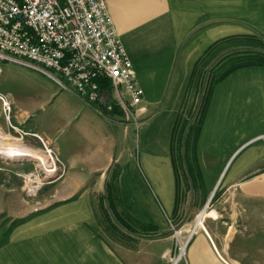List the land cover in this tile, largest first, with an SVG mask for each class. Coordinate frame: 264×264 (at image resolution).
<instances>
[{
    "label": "crops",
    "instance_id": "obj_1",
    "mask_svg": "<svg viewBox=\"0 0 264 264\" xmlns=\"http://www.w3.org/2000/svg\"><path fill=\"white\" fill-rule=\"evenodd\" d=\"M105 3L143 89L144 109L135 120L107 112L102 101L84 99L53 72L22 64L39 89L11 98L14 121L51 149L62 170L53 199L0 218V264H169L158 247L151 254L159 259L149 261L147 245L182 209L196 215L203 209L204 218L174 264H264V169L239 179L253 162H264V137H258L264 133V64L237 66L210 88L189 154L205 189L199 205L189 201L190 185L178 186L177 159L183 168L186 155L170 152L197 63L230 36L264 39V0ZM112 175L116 209L134 226L121 228L124 243L100 231L97 205L107 207L105 181Z\"/></svg>",
    "mask_w": 264,
    "mask_h": 264
},
{
    "label": "built area",
    "instance_id": "obj_2",
    "mask_svg": "<svg viewBox=\"0 0 264 264\" xmlns=\"http://www.w3.org/2000/svg\"><path fill=\"white\" fill-rule=\"evenodd\" d=\"M1 61L51 71L84 99L102 101L107 112L116 108L135 120L144 109L105 0H0ZM0 101L8 114L9 99L0 93ZM178 248L171 264L181 256Z\"/></svg>",
    "mask_w": 264,
    "mask_h": 264
},
{
    "label": "rangeland",
    "instance_id": "obj_3",
    "mask_svg": "<svg viewBox=\"0 0 264 264\" xmlns=\"http://www.w3.org/2000/svg\"><path fill=\"white\" fill-rule=\"evenodd\" d=\"M263 42L264 39L258 34L230 36L214 44L196 65L195 74L182 107L181 121L175 131L173 140L174 156L178 157V152H184L186 155L183 168L179 167V161L177 159L178 186L181 191H184L187 190V184L190 185V193H192V196L190 195L191 200L189 201H195L196 205H199V201H201L205 189L202 179L195 170L194 162L189 156L191 151L190 135H186V124L183 126V122L186 119L192 121V117L188 115L193 110L201 94L199 90L200 81L198 80L206 78L207 82L208 80H213L221 72L234 65L258 60V58H260L258 53L264 54ZM0 68V92L6 93L8 97L5 96L10 101V111L8 114L3 112L0 101V132L15 136L18 142L28 147L45 150L46 154L48 153L47 155H51L50 157L52 159L49 158L54 163V170L48 173L44 171L43 168L36 165L38 160L34 158L23 156L12 157L0 154V218H2L3 216H9L13 212H22L25 208H40L50 198L53 199V185L60 177L62 166L50 148L46 150L38 137L27 133H21L14 121V103H12V99L22 94L35 93L39 88L36 87L34 83H31V79L25 74V68L21 63L1 61ZM11 140V138L4 139L5 142H10ZM261 169H264L263 161L253 162L245 169L243 175L239 177V179H249L251 175L261 171ZM114 171H116V167H113L111 173ZM184 173H187V179L184 178ZM224 184V179L219 182L216 189L217 193H219L221 190L220 187L224 186ZM192 198L194 200H192ZM230 200L231 198H227V201ZM102 210L103 208L97 205V212L103 224L107 225L108 221L106 217L102 215ZM197 211L198 210H194L193 212V210L188 209L180 210L176 214L178 219L173 221L172 224L167 225L166 232L158 241L149 239L147 245V250H149V261H156L159 259L158 257H153L151 254V251L158 247L166 250L165 253L162 254V259L171 264L172 259L178 254L179 244H182L190 233L191 224L194 221ZM260 215L261 217L264 215L262 210H260ZM260 228L262 232H264V222L260 224ZM100 231L102 234L109 237V234L106 233L107 231L103 229L102 225H100ZM112 233L113 235L109 237L111 240H127V235H125V232L122 230H115ZM261 235L264 236V234ZM187 242L188 239L186 244ZM186 244L184 252L179 260L184 258Z\"/></svg>",
    "mask_w": 264,
    "mask_h": 264
},
{
    "label": "trees",
    "instance_id": "obj_4",
    "mask_svg": "<svg viewBox=\"0 0 264 264\" xmlns=\"http://www.w3.org/2000/svg\"><path fill=\"white\" fill-rule=\"evenodd\" d=\"M263 46H264V42H263ZM260 55V58H258V60H254V61H248L245 63H241V64H237L234 65L226 70H224L223 72H221L216 78H214L213 80H208L207 82H205L203 84V80H200V89H201V94L197 100V102L194 105L193 110L189 113L188 116L192 117V121H189L188 119L184 120L183 122V126L184 124H186V135H190V153L194 154V147H195V141L196 138L198 136V132L200 129V124L202 121V117L204 114V110L207 104V99H208V95L210 92V88L212 86V84L217 81L218 79H220L221 77H223L227 72H229L231 69L240 66V65H247V64H264V54L258 53ZM111 112L113 113H117L120 114L121 112L119 110H117L116 108H114ZM181 113H182V108L179 110L177 117L175 119L172 131H171V136H170V152L171 154L174 156L173 154V140H174V134L175 131L181 121ZM184 152H178L179 157L181 158L182 155H184ZM114 176H110L106 181H105V199H106V208H103L102 210V215L106 217L108 223L107 225H104L102 222V219H100V223L102 224L103 228L107 231V233L110 235H113V231H120L121 228H126L129 231H134V226L130 225V217H124L122 213H120L119 211H117L116 206H115V202H114V195H113V190H115L116 187V182L115 180H113ZM127 235V234H125ZM128 237V236H126ZM121 243H124L123 240H118Z\"/></svg>",
    "mask_w": 264,
    "mask_h": 264
},
{
    "label": "bare ground",
    "instance_id": "obj_5",
    "mask_svg": "<svg viewBox=\"0 0 264 264\" xmlns=\"http://www.w3.org/2000/svg\"><path fill=\"white\" fill-rule=\"evenodd\" d=\"M5 138H11L12 140L10 142H5L4 141ZM0 154L4 155V156L5 155L12 156V157H21V156L31 157V158L38 160V162L36 161L37 162L36 165L43 168L44 171L51 173L54 170V166H53L54 163L51 161V159H52L50 157L51 155H47L48 153L46 154L45 150H42L40 148H32L30 146L28 147V146L18 142L16 140L15 136L6 135L2 132H0ZM52 166H53V168H52ZM215 183H214V185H215ZM214 185H213V187H214ZM202 210H200L197 213L196 218L192 224V227L190 228L191 229L190 233L192 232V230L195 229V227L202 224L203 218H204V212ZM190 233L187 235L186 239H184L185 241L181 244L182 248L179 252V255L183 254V250H184L186 241L190 236Z\"/></svg>",
    "mask_w": 264,
    "mask_h": 264
},
{
    "label": "water",
    "instance_id": "obj_6",
    "mask_svg": "<svg viewBox=\"0 0 264 264\" xmlns=\"http://www.w3.org/2000/svg\"><path fill=\"white\" fill-rule=\"evenodd\" d=\"M19 16V15H18Z\"/></svg>",
    "mask_w": 264,
    "mask_h": 264
}]
</instances>
